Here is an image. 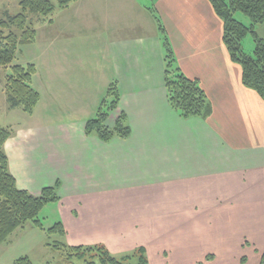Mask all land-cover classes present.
<instances>
[{
  "label": "crops",
  "instance_id": "0c3cea01",
  "mask_svg": "<svg viewBox=\"0 0 264 264\" xmlns=\"http://www.w3.org/2000/svg\"><path fill=\"white\" fill-rule=\"evenodd\" d=\"M55 13L35 24L31 85L69 120L12 128L4 149L17 186L38 195L58 184L67 245L261 264L264 100L242 84L209 1L75 0ZM161 28L208 97L206 119L169 106ZM111 87L119 99L106 123L123 113L130 135L104 142L85 122Z\"/></svg>",
  "mask_w": 264,
  "mask_h": 264
},
{
  "label": "trees",
  "instance_id": "16d2710c",
  "mask_svg": "<svg viewBox=\"0 0 264 264\" xmlns=\"http://www.w3.org/2000/svg\"><path fill=\"white\" fill-rule=\"evenodd\" d=\"M73 1L75 0H56L60 8L67 7ZM208 1L222 21L223 43L230 59L241 67L242 84L264 100V37H258L254 32V27L264 22V0ZM20 8L21 11L18 14L7 15L5 19H0V68L9 69L4 83L9 108L20 107L30 114L39 101V93L31 85L36 68L32 63L22 65L13 63V60L21 45L34 41L36 35L34 23L40 19L51 21L56 5L50 0H21ZM236 13L246 15L250 19V24L246 25L237 20ZM161 33L165 50L164 86L169 106L183 119L192 117L206 119L211 113V104L205 91L196 79L187 77L180 70L162 28ZM247 33L253 34L255 41L252 54H247L242 49L241 42ZM107 94L111 99H104L95 116L85 122V133L94 135L104 142L113 138H127L130 135V128L123 113L118 115L111 127L106 123L119 99L115 87L109 88ZM12 134L11 128L0 125V244L6 241L17 228L29 221L48 234L57 233L63 238L65 230L61 222L44 228L39 219V213L44 205L59 200L58 184L42 188L38 195H33L17 186L9 170L4 149L6 140ZM57 245L61 246V251L68 254L67 259H83L84 264H96L94 257H97L101 264H132L129 262L130 254L119 260L101 244L73 246L58 242ZM57 245L54 244V247L58 249ZM134 254H137L134 256L138 258L136 264H149L143 247L135 249ZM87 255L91 258L87 259ZM21 260L19 263L30 264L28 259ZM261 264H264V253Z\"/></svg>",
  "mask_w": 264,
  "mask_h": 264
},
{
  "label": "rangeland",
  "instance_id": "374dc122",
  "mask_svg": "<svg viewBox=\"0 0 264 264\" xmlns=\"http://www.w3.org/2000/svg\"><path fill=\"white\" fill-rule=\"evenodd\" d=\"M20 1L21 0H0V19H5L7 15L12 16L18 14L21 11ZM50 1L56 5L55 13L60 7L57 6L56 0ZM54 13L52 17L55 16ZM235 18L246 25L250 24V19L242 13H236ZM45 21L49 22L48 20L40 19V21L34 23V27L38 22ZM254 32L258 37L263 38L264 22L257 24L254 27ZM32 43L33 42L23 44L19 47L13 63L22 65H26L29 62L36 63L39 57ZM241 44L245 53L252 54L255 45L253 34L247 33ZM8 73V68H0V125L12 129L34 123L49 124L64 122L67 119L69 120L68 117H65L66 113L58 109L60 108L59 105L50 102L45 96H42V99L37 103L38 106L33 109L34 113L32 116L23 111L20 107L9 108L4 92L5 78ZM39 219L43 223L44 228L52 227L57 223L60 220V214L56 211L55 204L50 202L44 205L39 213ZM58 242L66 243V240L57 233L48 234L34 225L33 222L29 221L22 227L17 228L9 235L6 241L0 244V264H27L25 262L19 263L21 259H28L30 264H84L83 259H67L68 254L61 251V246L57 245ZM54 244L58 246V249L54 247ZM134 252L135 249H131L129 251L114 252L112 254L119 260L123 259L125 255L130 254L131 257L129 258V262L136 264L138 258L134 256L137 255L134 254ZM145 256L148 258L149 264H165L168 259V257L162 255L160 251H155L153 249H148L147 253L145 251ZM86 257L87 259L91 258L88 255ZM96 258L97 257H94L96 264H101Z\"/></svg>",
  "mask_w": 264,
  "mask_h": 264
}]
</instances>
